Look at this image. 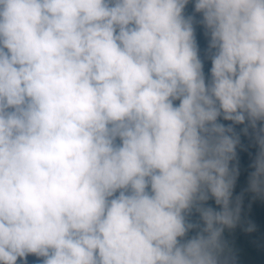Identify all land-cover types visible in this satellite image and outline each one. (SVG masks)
Wrapping results in <instances>:
<instances>
[{
  "label": "clouds",
  "instance_id": "obj_1",
  "mask_svg": "<svg viewBox=\"0 0 264 264\" xmlns=\"http://www.w3.org/2000/svg\"><path fill=\"white\" fill-rule=\"evenodd\" d=\"M188 4L0 0V264H237L241 133L264 198V0Z\"/></svg>",
  "mask_w": 264,
  "mask_h": 264
},
{
  "label": "trees",
  "instance_id": "obj_2",
  "mask_svg": "<svg viewBox=\"0 0 264 264\" xmlns=\"http://www.w3.org/2000/svg\"><path fill=\"white\" fill-rule=\"evenodd\" d=\"M186 14H193L194 12V0H189V4L186 6ZM197 19L200 18V14H195ZM196 28V39L197 43L199 45L200 49V56L201 58L204 57L205 49L207 48L208 40L204 36L203 28L199 24L195 25ZM211 67L210 60H205V67L204 71L207 74L208 70ZM178 103V102H177ZM222 123L229 124L230 121H223L221 119ZM236 131L240 132V129L244 127V125H236ZM251 132V130H250ZM241 143L237 146V160H238V166L239 171L241 175L249 177L250 173L254 171L250 165L252 164L255 155L258 151V146L255 144L254 140L251 139L250 136H244L241 133ZM237 163L236 161L231 162L232 164ZM239 185H236L233 192V197L236 195H239L242 191L244 192L243 197V205H242V224L238 225L233 230H228L229 237L224 239L228 242V245L230 247L231 243H233V239H235L236 242H238V248H246L248 252L254 256V258L257 261H260V263L263 264L264 261V198L257 197L253 198L254 194L248 191H244L248 188V186H242L239 187ZM238 188V189H237ZM212 200H209L207 203L211 205ZM192 221L198 220V214L193 213V215L190 217ZM252 221L256 229L255 231L248 233L243 231V222L244 221ZM195 230L190 232L188 235H194ZM232 247V246H231ZM18 264V263H17Z\"/></svg>",
  "mask_w": 264,
  "mask_h": 264
},
{
  "label": "rangeland",
  "instance_id": "obj_3",
  "mask_svg": "<svg viewBox=\"0 0 264 264\" xmlns=\"http://www.w3.org/2000/svg\"><path fill=\"white\" fill-rule=\"evenodd\" d=\"M230 167H231V164H230ZM248 179H249V177L239 174L237 182H236V185H239L238 188L242 187V186H248ZM211 206L218 207L215 205L214 200H212ZM224 237L225 238L229 237L228 229H225ZM230 248L234 251L237 258L240 261L244 262L245 264H262V263H260V261H257L254 258V256H252L248 252V250L246 248H242V247L238 248V242H236L235 239H233V243H231ZM263 264H264V261H263Z\"/></svg>",
  "mask_w": 264,
  "mask_h": 264
},
{
  "label": "water",
  "instance_id": "obj_4",
  "mask_svg": "<svg viewBox=\"0 0 264 264\" xmlns=\"http://www.w3.org/2000/svg\"><path fill=\"white\" fill-rule=\"evenodd\" d=\"M17 263L20 264V261L18 260ZM28 264H38V262H37V258L34 257V256H29V257H28ZM237 264H245V263L242 262V261H240V260L237 258Z\"/></svg>",
  "mask_w": 264,
  "mask_h": 264
}]
</instances>
